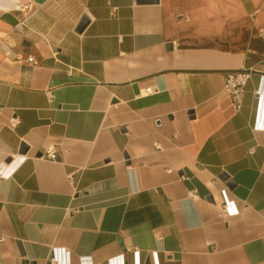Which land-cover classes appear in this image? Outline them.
Instances as JSON below:
<instances>
[{
    "label": "crops",
    "instance_id": "1",
    "mask_svg": "<svg viewBox=\"0 0 264 264\" xmlns=\"http://www.w3.org/2000/svg\"><path fill=\"white\" fill-rule=\"evenodd\" d=\"M262 2L0 0V264H264Z\"/></svg>",
    "mask_w": 264,
    "mask_h": 264
},
{
    "label": "built area",
    "instance_id": "2",
    "mask_svg": "<svg viewBox=\"0 0 264 264\" xmlns=\"http://www.w3.org/2000/svg\"><path fill=\"white\" fill-rule=\"evenodd\" d=\"M16 10L23 14L22 19L19 21L17 25L18 30H23L26 26V22L28 18L33 13V5L31 2H22L16 4ZM261 10L264 12V0L262 2ZM112 16H117V8H112ZM258 36L264 42V24L258 29ZM2 44V42H0ZM5 54L10 57L15 53L9 46L4 47ZM29 62H33L34 64L38 63V60L35 59L34 56H29L27 58ZM253 69L251 68H242L239 70H228L223 74V90L230 98L232 104L234 105L235 109L238 111L241 109L243 105L246 85L249 79L252 77ZM152 88H147L146 92H152ZM257 100H258V107H257V114L255 118L254 128L255 130L264 131V76L262 77V83L257 90ZM15 124V119L12 121ZM155 148L161 149V145L158 142H154ZM57 150L54 146H49L43 156L49 160H55L57 158ZM3 238L0 237V240ZM138 254V252H136ZM123 257L117 256L113 259V263L121 262ZM86 263H89L90 260H85ZM139 264V263H138Z\"/></svg>",
    "mask_w": 264,
    "mask_h": 264
},
{
    "label": "water",
    "instance_id": "3",
    "mask_svg": "<svg viewBox=\"0 0 264 264\" xmlns=\"http://www.w3.org/2000/svg\"><path fill=\"white\" fill-rule=\"evenodd\" d=\"M139 3H155V2H158L159 0H137ZM89 23V19L87 16H84L79 27H78V31H82ZM169 47H172V44L170 43L168 45ZM28 150V146L26 144H23L22 147H21V153H26ZM39 156H41V154H39ZM223 180H226L228 178V176L226 174H223L222 176ZM228 185L230 187H233V183L231 181L228 182ZM31 264H36L35 261H31L30 262ZM50 264V263H49Z\"/></svg>",
    "mask_w": 264,
    "mask_h": 264
}]
</instances>
